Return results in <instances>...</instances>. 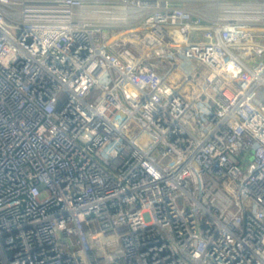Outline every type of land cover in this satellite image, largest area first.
I'll return each instance as SVG.
<instances>
[{
  "label": "built area",
  "instance_id": "built-area-1",
  "mask_svg": "<svg viewBox=\"0 0 264 264\" xmlns=\"http://www.w3.org/2000/svg\"><path fill=\"white\" fill-rule=\"evenodd\" d=\"M0 264H264V0H0Z\"/></svg>",
  "mask_w": 264,
  "mask_h": 264
}]
</instances>
